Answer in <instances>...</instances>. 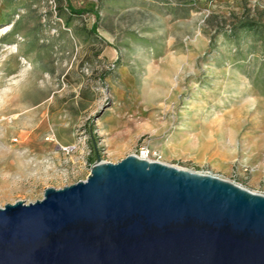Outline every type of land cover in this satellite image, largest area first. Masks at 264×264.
Returning a JSON list of instances; mask_svg holds the SVG:
<instances>
[{
	"label": "rangeland",
	"instance_id": "1",
	"mask_svg": "<svg viewBox=\"0 0 264 264\" xmlns=\"http://www.w3.org/2000/svg\"><path fill=\"white\" fill-rule=\"evenodd\" d=\"M143 147L264 194V0H0V206Z\"/></svg>",
	"mask_w": 264,
	"mask_h": 264
},
{
	"label": "water",
	"instance_id": "2",
	"mask_svg": "<svg viewBox=\"0 0 264 264\" xmlns=\"http://www.w3.org/2000/svg\"><path fill=\"white\" fill-rule=\"evenodd\" d=\"M0 264H264V194L137 154L95 161L0 206Z\"/></svg>",
	"mask_w": 264,
	"mask_h": 264
},
{
	"label": "built area",
	"instance_id": "3",
	"mask_svg": "<svg viewBox=\"0 0 264 264\" xmlns=\"http://www.w3.org/2000/svg\"><path fill=\"white\" fill-rule=\"evenodd\" d=\"M150 152H151L150 149L143 147V148H141V151H140L139 156H140V157L147 158V159H151V158H150ZM155 160H159V159L157 158V159H155ZM159 161H160V160H159Z\"/></svg>",
	"mask_w": 264,
	"mask_h": 264
},
{
	"label": "trees",
	"instance_id": "4",
	"mask_svg": "<svg viewBox=\"0 0 264 264\" xmlns=\"http://www.w3.org/2000/svg\"><path fill=\"white\" fill-rule=\"evenodd\" d=\"M69 5V8H70V10L72 11V12H75V13H81V12H83V9H76L75 7H73L70 3L68 4ZM247 25L249 26V27H252V24L251 23H247ZM96 156H97V154H95ZM95 155L93 156V158L92 159H94L95 160Z\"/></svg>",
	"mask_w": 264,
	"mask_h": 264
},
{
	"label": "bare ground",
	"instance_id": "5",
	"mask_svg": "<svg viewBox=\"0 0 264 264\" xmlns=\"http://www.w3.org/2000/svg\"><path fill=\"white\" fill-rule=\"evenodd\" d=\"M135 109H137L138 111H140V107H139L138 103L135 104Z\"/></svg>",
	"mask_w": 264,
	"mask_h": 264
}]
</instances>
